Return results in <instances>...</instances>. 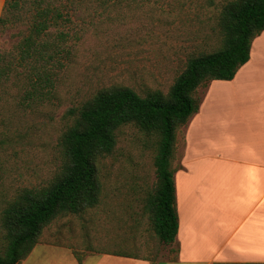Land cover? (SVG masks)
Segmentation results:
<instances>
[{"label":"rangeland","instance_id":"1","mask_svg":"<svg viewBox=\"0 0 264 264\" xmlns=\"http://www.w3.org/2000/svg\"><path fill=\"white\" fill-rule=\"evenodd\" d=\"M51 1L62 15L44 35L54 56L47 69L38 62L35 70L40 75L48 70L53 87L28 112V147L12 157L14 166L0 184V252L7 243L1 194L11 197L15 188L41 187L54 177L63 161L58 141L73 120L65 116L66 109L79 108L98 90L112 86H129L141 96L154 90L167 93L188 56L221 46L220 12L229 0ZM25 32L24 24L6 26L0 50H12ZM204 87L195 92L200 102ZM183 128L177 132L175 169L180 166ZM157 139L133 123L120 126L113 151L97 162L99 202L79 213L57 214L43 227L41 239L71 246L82 255L88 250L153 261L173 258L176 245L158 239L145 209L156 183Z\"/></svg>","mask_w":264,"mask_h":264},{"label":"trees","instance_id":"2","mask_svg":"<svg viewBox=\"0 0 264 264\" xmlns=\"http://www.w3.org/2000/svg\"><path fill=\"white\" fill-rule=\"evenodd\" d=\"M61 16L51 0H4L0 33L13 23L24 24L26 32L12 50H0V184L14 166L13 159L28 147V112L53 87L51 73L40 75L35 69L38 62L47 69L54 56L47 50L44 35ZM219 20L221 46L188 56L167 93L154 90L141 96L129 86H112L98 90L79 108L66 109L65 116L73 120L60 135L63 161L54 177L41 187L15 188L11 197L6 191L1 194L5 202L1 225L7 243L0 252V264L24 259L57 214L79 213L99 202L98 159L113 151L117 130L128 123L158 137L156 183L146 197L145 209L158 239L165 244L175 241L179 223L172 162L177 132L199 109L196 90L213 79H232L248 60L252 40L264 30V0H229ZM74 253L80 262L82 254Z\"/></svg>","mask_w":264,"mask_h":264},{"label":"crops","instance_id":"3","mask_svg":"<svg viewBox=\"0 0 264 264\" xmlns=\"http://www.w3.org/2000/svg\"><path fill=\"white\" fill-rule=\"evenodd\" d=\"M201 98L174 172L173 258L87 250L79 262L71 246L41 239L18 264L264 263V30L234 77L210 80Z\"/></svg>","mask_w":264,"mask_h":264}]
</instances>
